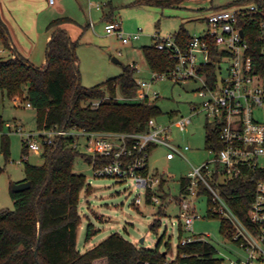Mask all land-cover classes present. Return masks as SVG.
<instances>
[{
	"label": "trees",
	"instance_id": "obj_1",
	"mask_svg": "<svg viewBox=\"0 0 264 264\" xmlns=\"http://www.w3.org/2000/svg\"><path fill=\"white\" fill-rule=\"evenodd\" d=\"M181 0H136L135 3L170 4ZM244 3H258L261 12L250 13L245 18L244 30L249 42V54L257 71L264 73V55L258 41L259 23L264 20V0H239ZM109 10L104 12L107 22L115 20L114 7L109 2ZM68 16L52 19L47 29H53L47 44L46 62L42 66L33 64L23 56L12 43L7 24L0 15V41L11 47L14 53L8 57L0 55V92L10 98L25 99L36 109L38 130L83 128L96 131L142 132L148 129L149 120L163 114L156 99L127 101L118 98V93L129 98L139 92L136 79V65H126L119 75L93 86L80 83L78 41L70 36L64 27L72 22ZM175 40L185 46L192 35L184 26L172 34ZM145 57L152 72H169L176 60L166 50H160L154 42L143 46ZM213 73V70H209ZM104 98L98 108L89 102ZM6 123L0 117V130ZM220 126L206 123V145L221 148ZM150 148L151 154L153 148ZM1 151L8 159L10 142L8 135H1ZM24 170L31 187L14 192V209L0 210V264H95L98 259L108 264H157L166 260L160 251L163 238L155 248L139 246L115 232L85 252L78 249V228L84 216L79 211L82 192L90 194L92 186L83 173L76 172L74 163L80 156L91 163L92 156L73 146L70 136L58 137L53 143L43 146L41 155L45 159L41 165L28 162L29 148L23 141ZM150 157V156H149ZM0 165V176L4 172ZM149 171V165L145 172ZM157 174V173H156ZM264 179V167H245L242 175L220 185V192L234 212L251 226L248 210L255 196L258 180ZM162 178L160 191L162 201L167 197ZM190 179L181 180V191H185ZM200 192L211 194L203 184ZM162 206V204H161ZM159 214L163 212L160 207ZM218 216V215H215ZM219 217V216H218ZM160 226L155 219L151 229ZM220 230L227 236L233 233L229 221L221 219ZM181 232V227H180ZM181 240V237H180ZM169 249V244H167ZM216 246L208 240H195L178 245L177 256L168 264H218Z\"/></svg>",
	"mask_w": 264,
	"mask_h": 264
},
{
	"label": "rangeland",
	"instance_id": "obj_2",
	"mask_svg": "<svg viewBox=\"0 0 264 264\" xmlns=\"http://www.w3.org/2000/svg\"><path fill=\"white\" fill-rule=\"evenodd\" d=\"M8 1L6 10L12 23L11 39L15 45L18 43L16 51L31 56V60L38 66L46 62V39L53 32V29H47L49 22L60 16L72 18L73 21L64 27L72 39L78 41L80 83L84 86H93L119 75L126 65L137 66V80L151 81L152 70L143 46L154 43V34L172 35L181 26L191 34L200 33L206 29V19L213 9L240 6L239 0H181L165 5L138 4L135 3L136 0H53V3L50 0ZM109 2L116 7V19L113 22H120L124 33H136L141 29L138 40L125 44L117 34L106 32L104 12L109 10V5H106ZM98 4L101 8L97 7ZM35 29L38 37L35 36ZM13 53L11 47H5L0 41V55L8 57ZM114 57L119 61H114ZM200 86L201 82L197 80L179 83L171 78L156 80L149 93L151 99H156L163 110V114L156 120L170 125L182 115H192V107L200 105L201 98L196 93ZM154 92L159 95L155 97ZM0 117L4 123L21 125L25 131H39L36 109L28 106L24 97L10 98L0 92ZM207 121L205 113L198 108L185 130L173 126L172 137L181 146L184 155L178 154L169 160L165 146L157 145L153 148L148 161L149 169L163 175L168 181L165 186L168 195L162 201V206L146 202L144 195L143 202L136 204V195L141 191L135 186L133 179L97 176L88 161L80 156L76 157L75 171L85 174L92 186L90 194L82 192L79 206V211L84 216L78 229V249L81 252L118 232L131 242L146 248H155L163 238L160 251L165 253L167 260L176 258L180 237L184 239L195 234L207 237L221 251L230 255V249L235 246L221 232V218L209 214L207 194L187 197L192 204L190 215L193 210L200 215L193 223V230L186 228L185 218L181 215V202L184 199L181 191L182 178L187 177L194 166H200L213 156L206 145ZM2 134L8 135L10 142L8 159L1 151ZM23 140V135L13 128L4 126L0 130V165L5 168L0 176V210L15 208L11 196L12 184L26 178ZM26 158L28 162L37 165L45 161L41 153L31 150ZM260 161L264 162V158ZM207 178L218 188L211 176ZM160 207L163 208L161 214L158 212ZM155 219L160 220V226L151 229L150 225ZM142 239L144 240L141 241ZM167 244L170 245L169 249ZM98 264L108 263L103 260Z\"/></svg>",
	"mask_w": 264,
	"mask_h": 264
},
{
	"label": "built area",
	"instance_id": "obj_3",
	"mask_svg": "<svg viewBox=\"0 0 264 264\" xmlns=\"http://www.w3.org/2000/svg\"><path fill=\"white\" fill-rule=\"evenodd\" d=\"M97 7L101 8V5ZM261 10L255 2L244 5L240 2L238 8H215L206 19V29L193 34L185 46L171 34H154L156 47L171 54L176 60L175 67L169 72H152L151 81L137 80L139 92L135 96L125 98L118 95L119 99L127 101L152 100L149 93L156 80L171 78L178 83L186 80L201 82L196 90L201 98L200 105L192 107V115L200 108L208 121L220 126L221 148L209 147L212 158L194 166L187 176L190 183L182 191L181 215L185 218L186 228L193 230V223L200 215L194 210L190 215L192 204L187 197L203 195L200 192V184H203L211 194L209 214L229 221L233 230L232 235L226 237L235 247L230 249V255L216 247L220 259L218 264H264V179L257 181L255 196L248 210L251 226L234 212L219 188L228 180L242 175L245 167H264V162L260 161L264 158V73L255 67L244 30L245 17ZM105 29L108 34H117L125 44L141 36V29L136 33H124L120 22H108ZM258 41L264 55V20L259 23ZM154 95L157 97L159 94L154 92ZM103 100L93 99L89 105L98 108ZM27 105L31 106L30 103ZM192 115H182L170 125L151 118L148 129L142 132L96 131L76 127L28 132L18 124L6 123L5 126L23 135V141L35 153H41L45 144L53 143L58 137H72L75 148L92 156L90 165L95 175L133 179L141 191L136 195V204L143 202L144 195L146 202L161 205L163 192L160 191V184L165 177L145 172L150 148L165 146L169 160L178 154L184 155L181 146L172 137V128L177 126L185 130L192 122ZM208 176L218 188L208 180ZM199 239L210 241L203 235L195 234L180 242L185 245ZM171 261L166 259L157 264Z\"/></svg>",
	"mask_w": 264,
	"mask_h": 264
},
{
	"label": "crops",
	"instance_id": "obj_4",
	"mask_svg": "<svg viewBox=\"0 0 264 264\" xmlns=\"http://www.w3.org/2000/svg\"><path fill=\"white\" fill-rule=\"evenodd\" d=\"M28 1H32V0H28ZM2 2V3H1ZM18 2H19V0H18ZM21 2H26V0H21ZM7 3H9V1L8 0H0V8H1V13H2V15H1V13H0V15H1V17H2V19L4 20V22L7 24V26H8V28H9V31H10V28L12 29V23H11V19L9 18V15H8V12H7ZM1 4H2V6H1ZM111 4H112V2H111ZM113 5V4H112ZM114 6V5H113ZM115 7V6H114ZM115 17V16H114ZM116 19V18H115ZM108 23V22H107ZM52 34V33H51ZM51 34H48V36H47V39H46V41H47V44H48V41L50 40V38H51ZM35 36L36 37H38V32L36 31V29H35ZM12 43H13V41H12ZM16 45H18V43L16 42ZM16 45L13 43V45L12 46H14V47H16ZM20 52V51H19ZM23 56H25V57H27L33 64H35L32 60H31V56L29 57L28 56V54H23L22 52H20ZM36 65V64H35ZM178 144V143H177ZM148 165H149V163H148ZM149 171H150V169H149ZM151 172V171H150ZM154 173V172H153ZM168 183V182H167ZM167 183H166V185H167ZM165 185V186H166ZM83 223V222H82ZM82 225V224H81ZM80 225V226H81ZM80 226H79V228H80ZM78 228V229H79ZM78 246V245H77ZM103 260H105V259H98V260H96L95 261V264H98L99 262H101V261H103Z\"/></svg>",
	"mask_w": 264,
	"mask_h": 264
},
{
	"label": "water",
	"instance_id": "obj_5",
	"mask_svg": "<svg viewBox=\"0 0 264 264\" xmlns=\"http://www.w3.org/2000/svg\"><path fill=\"white\" fill-rule=\"evenodd\" d=\"M242 34H244L243 31H241ZM114 61H119L116 57L113 58ZM31 187V181L30 180H25L17 183L12 184V191L14 192H19V191H24L27 190ZM142 239L141 241H143Z\"/></svg>",
	"mask_w": 264,
	"mask_h": 264
}]
</instances>
